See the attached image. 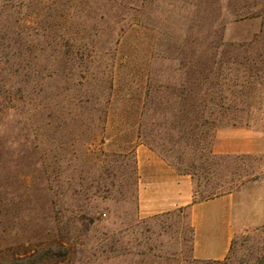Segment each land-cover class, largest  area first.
<instances>
[{
	"label": "rangeland",
	"instance_id": "rangeland-1",
	"mask_svg": "<svg viewBox=\"0 0 264 264\" xmlns=\"http://www.w3.org/2000/svg\"><path fill=\"white\" fill-rule=\"evenodd\" d=\"M230 128L264 134V0H0V264H264V152L204 161ZM144 143L233 194L225 259L189 209L139 218Z\"/></svg>",
	"mask_w": 264,
	"mask_h": 264
},
{
	"label": "crops",
	"instance_id": "crops-1",
	"mask_svg": "<svg viewBox=\"0 0 264 264\" xmlns=\"http://www.w3.org/2000/svg\"><path fill=\"white\" fill-rule=\"evenodd\" d=\"M213 152L220 156L263 153L264 134L250 128L218 130ZM135 154L139 218L149 219L189 209L194 229V258L202 261L225 259L238 231L233 194L195 202L191 175L178 173L144 144H137Z\"/></svg>",
	"mask_w": 264,
	"mask_h": 264
},
{
	"label": "trees",
	"instance_id": "trees-1",
	"mask_svg": "<svg viewBox=\"0 0 264 264\" xmlns=\"http://www.w3.org/2000/svg\"><path fill=\"white\" fill-rule=\"evenodd\" d=\"M212 102V101H211ZM205 102L201 103L202 105ZM203 106H206V104H204ZM185 123H187L188 127L193 130V131H202L204 132L205 129L208 128H214L216 127V120L214 118L213 114H205V113H201V112H191L186 116L185 119ZM201 132V133H202ZM197 134V132H196ZM145 146L149 147L151 150H153L154 152H156L158 155H160L167 163H169L178 173L180 174H188L191 175L193 177L194 180V185H195V176L194 174L188 172V171H182L179 168H177L171 161H169L168 159H166L163 155H161L159 152H157L155 149H153V147L149 144V143H144ZM223 157V156H218L216 154H214V152L211 153L210 158L209 159H205L204 161L207 162L208 160L210 164H212L216 159ZM136 188H137V172H136ZM203 192H200L198 189L195 188V202H203V201H208L210 199H213L217 196H212V195H206L203 196L202 195ZM205 194V192H204ZM198 196H201L200 199H198ZM6 253L14 254L12 248H8L5 250ZM35 255H31L28 257H22V258H18V259H13V263L14 264H19L20 262H25V261H32L34 259Z\"/></svg>",
	"mask_w": 264,
	"mask_h": 264
}]
</instances>
